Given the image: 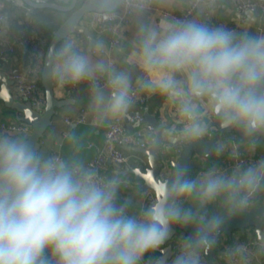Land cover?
Returning <instances> with one entry per match:
<instances>
[{
  "label": "clouds",
  "instance_id": "clouds-1",
  "mask_svg": "<svg viewBox=\"0 0 264 264\" xmlns=\"http://www.w3.org/2000/svg\"><path fill=\"white\" fill-rule=\"evenodd\" d=\"M28 33L49 43L26 75L86 85L92 128L141 97L163 99L173 118L134 133L129 163L112 168L75 131L41 145L0 124V264H209L214 251L217 264H264V155L252 159L264 148V0H0V49ZM198 145L202 161L236 163H177L155 191L132 174L145 150ZM236 218L260 238L221 248ZM174 236L173 254L162 246Z\"/></svg>",
  "mask_w": 264,
  "mask_h": 264
},
{
  "label": "water",
  "instance_id": "water-1",
  "mask_svg": "<svg viewBox=\"0 0 264 264\" xmlns=\"http://www.w3.org/2000/svg\"><path fill=\"white\" fill-rule=\"evenodd\" d=\"M39 47L36 46L35 49ZM0 101L3 102L5 108H7L10 112H12L15 118L22 123L28 124L32 128V134L38 143L41 142L48 128L52 125L53 118L59 114V110L64 106L70 104L73 99H57L55 96V88L54 86L47 85L42 82L43 93L46 99V106L43 112L36 111L31 102H26L23 100H17L15 95L13 94V86L14 82L10 79V77L0 69ZM146 109V107H144ZM139 107H135L134 110H139ZM146 123L156 122L159 123L155 116L148 113L146 110L143 113ZM140 126V124H137ZM130 130L133 129L132 126H128ZM204 145H198L191 149V152L188 155H184L183 153L176 157L171 154H167V157L162 158L161 153L163 150H160L157 155H153L151 151L145 150L141 156L146 160L147 164L137 162L136 165L132 169L133 176L142 182L145 185H151L152 190L155 191V186L157 184L158 178L168 175L169 172L175 168L177 163H185L190 164L192 167V172L195 173L199 171L202 167H204V162L200 159L199 153L203 150ZM184 156L183 161H181L180 157ZM225 157H221L223 159ZM246 220L244 218H236L234 219L228 231L225 233V237L232 239L236 233H241L246 235L249 231L246 229ZM185 235L192 233V228H185L182 230ZM181 233V229H175V236H179ZM175 236L173 239L166 242L163 245V248L168 249L171 253H175L176 250V239ZM256 239H259V234L255 233ZM217 251H214L210 254L208 258H215L217 256ZM159 255V253H157ZM171 258V257H169Z\"/></svg>",
  "mask_w": 264,
  "mask_h": 264
},
{
  "label": "crops",
  "instance_id": "crops-1",
  "mask_svg": "<svg viewBox=\"0 0 264 264\" xmlns=\"http://www.w3.org/2000/svg\"><path fill=\"white\" fill-rule=\"evenodd\" d=\"M229 27H234V25L229 24ZM16 51L14 55L10 58V60L7 63H0V69L4 71L8 76L12 75L13 73H19L24 71V64L27 63L29 58L32 56L34 52L41 51L43 50L42 48L35 49V47H24V46H15ZM3 49H8L3 48ZM1 50V49H0ZM41 85V82H40ZM1 87V83H0ZM13 94L15 95V91L13 88ZM55 96L57 99H73L77 101V103L73 104L72 101L70 104L67 106H64L59 110V114L56 115L53 118L52 125L48 128L46 131L44 137L42 138L40 144L43 145L44 142L46 141L47 138V133L49 131H54L57 137H63L64 133L69 132V131H75L77 134H79L85 143L86 147V152L88 156L93 159L96 154L97 150L101 148L104 144V139H105V133L108 129L106 128H92L90 126L89 118L88 122L86 124H68L66 123V119H71L75 120L77 117L80 115L81 110H86L87 111V104H88V92H87V86L86 85H81L75 88H67L64 90H59L55 88ZM15 98L17 100H22L21 98L19 99L16 95ZM145 108L140 109L143 113L147 110L149 114L155 116V119L158 122L162 121H170L173 118V109L172 107L163 99L158 98V97H149L148 103L145 106ZM139 110H134L133 112H138ZM87 117H88V111H87ZM14 123H21L19 122L14 114L10 112L7 108H5L4 104L2 101H0V124H14ZM136 128H142V127H136ZM135 128V129H136ZM93 145V147H91ZM125 153L129 156L127 148L125 149ZM264 155V148L258 149L256 154L254 156L256 157H261ZM142 156L140 155L139 158ZM221 162H215L218 163L220 166L223 165L227 159L226 157L223 159H219ZM208 164H211L210 161H206L205 165L207 166ZM115 166H119V164H115L113 162H109L107 164L108 168H112ZM250 240L255 239V237L249 236ZM239 240L241 241V233H236L234 237L232 238V243L235 241ZM224 245L228 243V237H225L223 239ZM232 243H229L231 245ZM228 245V244H227ZM217 258H218V253L215 258L212 259L210 258L209 264H217Z\"/></svg>",
  "mask_w": 264,
  "mask_h": 264
},
{
  "label": "built area",
  "instance_id": "built-area-1",
  "mask_svg": "<svg viewBox=\"0 0 264 264\" xmlns=\"http://www.w3.org/2000/svg\"><path fill=\"white\" fill-rule=\"evenodd\" d=\"M49 43L48 37L44 36L42 33L32 34L28 33L22 38V46L24 47H36L46 49L47 44ZM16 51L15 46L8 47V49L0 50V63H7L12 55ZM10 79L14 82V91L15 95L23 101L31 102L33 108L38 112H43L46 106V99L40 85V81H35L26 73L19 72L9 75ZM149 97H141L138 100L137 107L140 109L144 108L148 103ZM139 109L138 112H133V109L119 122L108 127L105 133L104 144L101 148L97 150L96 156L93 158L95 162H98L101 165L107 166L109 162L115 164L124 165L129 163L130 156L125 153L126 145L130 142V138L134 133H137L138 130H141L148 123L145 122L143 112ZM88 122L87 111L81 110L80 115L75 120L66 119L68 124H86ZM140 124L136 128V125ZM11 127H19L22 130L32 132V128L26 123H14L8 124ZM128 126H132L133 129L130 130ZM138 127V126H137ZM136 128V129H135ZM93 147V145H91ZM170 154V151L163 150L161 153L162 158L167 157V154ZM182 153H177L173 151V155L179 157ZM260 157L253 156L252 159L256 160ZM242 160H247V157H242ZM139 163L147 164L146 160L141 157L138 159ZM236 163L234 160H227L221 167H229L231 164ZM256 239V238H255ZM254 240V239H253ZM252 240H250L251 242ZM249 243V242H248ZM223 246L224 243H222ZM222 246V248H223ZM147 260V259H146Z\"/></svg>",
  "mask_w": 264,
  "mask_h": 264
},
{
  "label": "trees",
  "instance_id": "trees-1",
  "mask_svg": "<svg viewBox=\"0 0 264 264\" xmlns=\"http://www.w3.org/2000/svg\"><path fill=\"white\" fill-rule=\"evenodd\" d=\"M44 36H46V37H48L47 36V34H44V33H42ZM49 39V38H48ZM41 87H42V82H41ZM42 90H43V88H42ZM44 92V91H43ZM250 235H253L255 238H256V236H255V233H250V232H248L246 235H243V234H241V241L242 242H245V243H248V242H250V239H249V236ZM229 243H232V239H229L228 238V245H229ZM226 244V245H227ZM157 255V254H156ZM146 259H147V257H146Z\"/></svg>",
  "mask_w": 264,
  "mask_h": 264
},
{
  "label": "rangeland",
  "instance_id": "rangeland-1",
  "mask_svg": "<svg viewBox=\"0 0 264 264\" xmlns=\"http://www.w3.org/2000/svg\"><path fill=\"white\" fill-rule=\"evenodd\" d=\"M170 154L173 155V151H170ZM207 162H208V161H207ZM215 162H216V161H215ZM217 162H221V161L218 160ZM205 163H206V162H204V165H205ZM210 163H214V160H210ZM205 166H206V165H205ZM250 236H252V235H250ZM222 246H223V244H221V248H222ZM208 259H209V262H210L211 259H210V258H208ZM212 259H213V258H212Z\"/></svg>",
  "mask_w": 264,
  "mask_h": 264
},
{
  "label": "flooded vegetation",
  "instance_id": "flooded-vegetation-1",
  "mask_svg": "<svg viewBox=\"0 0 264 264\" xmlns=\"http://www.w3.org/2000/svg\"><path fill=\"white\" fill-rule=\"evenodd\" d=\"M222 243H224V241L222 240Z\"/></svg>",
  "mask_w": 264,
  "mask_h": 264
}]
</instances>
